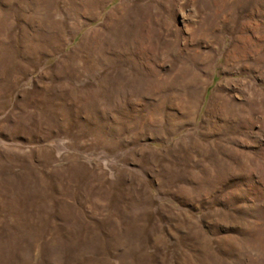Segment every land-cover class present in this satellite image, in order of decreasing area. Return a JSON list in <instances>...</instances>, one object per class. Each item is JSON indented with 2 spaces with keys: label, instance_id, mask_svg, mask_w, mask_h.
Here are the masks:
<instances>
[{
  "label": "rangeland",
  "instance_id": "374dc122",
  "mask_svg": "<svg viewBox=\"0 0 264 264\" xmlns=\"http://www.w3.org/2000/svg\"><path fill=\"white\" fill-rule=\"evenodd\" d=\"M0 264H264V0H0Z\"/></svg>",
  "mask_w": 264,
  "mask_h": 264
}]
</instances>
